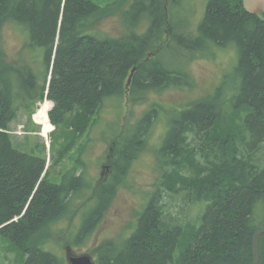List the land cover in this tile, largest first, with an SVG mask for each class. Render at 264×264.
Segmentation results:
<instances>
[{
    "label": "trees",
    "instance_id": "1",
    "mask_svg": "<svg viewBox=\"0 0 264 264\" xmlns=\"http://www.w3.org/2000/svg\"><path fill=\"white\" fill-rule=\"evenodd\" d=\"M182 1L118 0L101 8L90 0H0V234L24 254L23 264H64L46 250L48 233L71 214L75 196L91 186L75 169L63 175L62 184L52 183L46 153L24 154L12 142L19 98L26 94L36 103L44 101L61 16L47 99L54 104L49 113L52 125L66 128L63 133L69 138L81 124L85 135L95 129L107 99L121 105L134 68L133 101L182 86L185 79L189 85L185 67L171 68L165 61L163 54L173 45L182 49L177 56L209 54L212 46L238 49L242 83L236 103L232 104L234 98L226 102L214 97L190 104L172 120L164 146L156 152L161 190L190 196L193 205L207 203L201 228L165 221L169 215L157 203L155 185L132 236L118 248L103 243L97 264H171L179 246H186L182 264H255V235L264 228V20L245 11L243 0H206L205 17L194 33L177 12ZM126 3L130 12L122 17L127 34L103 37L93 32L100 20L120 14ZM137 13L150 22L142 35L129 23ZM13 21L29 32L28 47L36 60L28 65H23L30 57L27 53L11 61L3 47V25ZM43 51L46 73L40 84L31 63L42 61ZM182 71L184 80L179 77ZM27 79L32 83L29 88L24 84ZM160 108L155 105L144 114L131 141L121 145L122 136L112 145L114 174L100 184L93 199L97 207L82 233L91 224L97 226L116 189L127 180L131 163L146 149L159 121ZM189 232L193 234L186 244L183 238ZM257 255L258 264H264V234L258 239Z\"/></svg>",
    "mask_w": 264,
    "mask_h": 264
},
{
    "label": "rangeland",
    "instance_id": "2",
    "mask_svg": "<svg viewBox=\"0 0 264 264\" xmlns=\"http://www.w3.org/2000/svg\"><path fill=\"white\" fill-rule=\"evenodd\" d=\"M90 1L98 7L105 8L118 0ZM121 7L123 9L120 14L100 20L93 32H98L103 37L127 34L129 29L122 15L130 12V4H122ZM177 12L191 25L188 31L195 33L196 28L198 29L205 17L206 0H183L182 9ZM141 16L142 13H137L135 19L129 20L131 29L137 35L147 32L150 26L148 19L141 18ZM13 22L4 23L2 28L3 47L9 60L17 61L21 52L30 56L27 58L28 60H36L35 52L28 47V30L24 29L21 24ZM57 44L58 39L53 51L54 60ZM181 50L173 45L163 55L171 68L185 67L184 71L191 77L189 85H187L188 81L184 80L182 71L179 73V77L184 80L181 83L182 86L168 87L159 93H151L137 98L135 101L131 97V92H128L120 102L121 105L114 99H107L104 103L107 109H104L99 124L87 136L82 124L79 131L72 134L70 138L63 133L66 128L59 130L55 129L53 125L54 130L52 127L45 135V137H49L44 138L41 135L43 123L41 116L44 114L48 116V112L52 108L50 101L44 104L36 103L34 99L25 94L24 98H19L15 105L19 110L16 120L11 124L12 142L15 149L35 157H43L47 154L51 159L50 181L54 184H62L63 175L74 169L78 174L84 173L86 181L89 185L91 184L83 194L75 196L71 214L53 225L48 233L46 250L60 258L64 264H70V257H79L85 254L89 255L97 264V251L103 243H108L112 248H118L125 243L131 236L130 234L135 231L139 223V216L151 203L149 198L153 197L152 191L156 189L155 185L159 190L157 203H160L162 208H165V213L169 215L165 216V221L173 226L179 220L183 226L191 224L197 229L201 228L203 217L207 211V203L193 205L190 203L193 201L190 196L188 199L185 194L177 196L178 194L172 195L163 192L159 178L161 165L158 166L157 161L156 167V152L163 148L167 132L171 129L172 120L188 111L190 104L214 97H219L226 102L234 98L232 104H235V98L239 94L242 82L238 74L236 45L227 48L212 46L209 54L207 52H186L183 53V56H177ZM39 53L42 61L37 60L39 64L35 63L34 66L36 67L37 82L42 84L46 73V52ZM53 65L54 61L51 63L52 68ZM24 84L25 88L32 85L29 79L25 80ZM155 105L161 107L158 112L159 121L149 134L146 149L131 164L126 176L127 180L116 189L109 206L100 215L97 226L95 225L93 228V224H91L88 230L82 233L85 222L89 220L90 215L97 207V205H93V199L100 184L102 181L108 183L114 174V170L111 172L106 168L110 164L109 156L112 154V145L122 136L123 138L119 142L123 146L127 141L136 137L139 133V123L144 119V114L153 110ZM43 110L48 111L42 112ZM110 126L116 127L119 132L109 128ZM52 130L53 132L49 135ZM117 135L119 136L117 137ZM191 234L193 233H186L183 238L184 243H189ZM86 235L90 236L85 239ZM84 240L85 242L82 243ZM70 242L73 245H68ZM185 248L186 246L177 248L174 261L171 264H182L181 256ZM24 259V254L8 238L0 234V264H23Z\"/></svg>",
    "mask_w": 264,
    "mask_h": 264
},
{
    "label": "water",
    "instance_id": "3",
    "mask_svg": "<svg viewBox=\"0 0 264 264\" xmlns=\"http://www.w3.org/2000/svg\"><path fill=\"white\" fill-rule=\"evenodd\" d=\"M243 7L245 11H247L251 15L258 16L262 20H264V0H243ZM136 71V68H134L131 77L128 79L125 85L126 93L130 92V87L132 85V77L133 73ZM51 72L49 75V81H51ZM48 89L46 92V95L48 94L49 91V83H48ZM264 234V228L260 230L256 235H255V246H254V252H255V264H258V255H257V243L259 237ZM70 264H95L93 259L89 255H83L79 257H70L69 259Z\"/></svg>",
    "mask_w": 264,
    "mask_h": 264
},
{
    "label": "bare ground",
    "instance_id": "4",
    "mask_svg": "<svg viewBox=\"0 0 264 264\" xmlns=\"http://www.w3.org/2000/svg\"><path fill=\"white\" fill-rule=\"evenodd\" d=\"M64 5H65V1H63V7H64ZM61 23H62V16H61V19H60V22H59V30H58V33H57V38H56V40L58 39L59 40V34H60V28H61ZM57 46H58V44H57ZM54 61V56H53V58H52V62ZM51 69H50V72H51V75H52V72H53V68L52 67H50ZM134 70V69H133ZM133 70H132V72H133ZM132 72H131V75H132ZM135 73V72H134ZM134 73H133V76H134ZM131 77V76H130ZM133 78V77H132ZM45 102H49V101H47V95H46V92H45V98H44V101L42 102V103H40V104H44ZM49 103H51V102H49ZM52 104V103H51ZM43 106V105H42ZM54 108V106H53V104H52V108H51V110L48 112V116L46 115V114H44V116H41L42 117V121H43V123H42V125L38 122V124L39 125H41V128H42V136L44 137V138H48V137H45V135L52 129V127H53V130H54V126L52 125V123L50 122V120H49V113L52 111V109ZM41 109V108H40ZM48 110H43L42 112H47ZM41 112V113H42ZM43 126V127H42ZM53 130L49 133V135L53 132ZM87 136V135H86ZM47 155V154H46ZM47 159H49L48 158V156H47ZM158 204H160V203H158ZM26 211L27 210H25L24 211V213H23V215L22 216H24V214L26 213ZM19 218H17V219H15V221H17ZM132 236V235H131ZM130 236V237H131ZM129 237V238H130ZM86 255V254H85Z\"/></svg>",
    "mask_w": 264,
    "mask_h": 264
},
{
    "label": "flooded vegetation",
    "instance_id": "5",
    "mask_svg": "<svg viewBox=\"0 0 264 264\" xmlns=\"http://www.w3.org/2000/svg\"><path fill=\"white\" fill-rule=\"evenodd\" d=\"M28 62H29V60L27 59L26 62L23 63V65H24V64H25V65H28ZM23 65L21 64V66H23ZM31 65H32V68H31V69H32V70L34 71V73H35L36 67L34 66V63H31ZM23 67H24V66H23ZM109 159H110V164H109L106 168H107L109 171L111 170V172H113V167H114V166L111 164V161H113V154H111V155L109 156ZM135 160H136V159H135ZM135 160H134V161H135ZM134 161H133V162H134ZM133 162H132V163H133ZM132 163H131V164H132ZM130 166H131V165H130Z\"/></svg>",
    "mask_w": 264,
    "mask_h": 264
}]
</instances>
